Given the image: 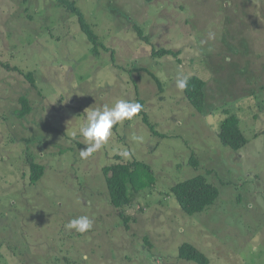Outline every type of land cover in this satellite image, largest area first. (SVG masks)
<instances>
[{"label": "rangeland", "instance_id": "374dc122", "mask_svg": "<svg viewBox=\"0 0 264 264\" xmlns=\"http://www.w3.org/2000/svg\"><path fill=\"white\" fill-rule=\"evenodd\" d=\"M75 1L119 68L110 51L93 53L77 17L55 0H0V61L33 72L37 86L0 67V264H195L179 259L184 243L210 264H264V0ZM154 48L180 51L181 62L153 59ZM141 68L160 79L162 91ZM178 74L206 82L202 112L176 88ZM135 86L156 130L180 138L155 137L136 116L81 159L85 145L71 133L86 111L136 102ZM20 96L33 108L25 119L13 114ZM232 115L248 139L237 152L218 139ZM12 134L41 139L29 145L46 167L35 185L21 177L31 150ZM115 156L149 164L157 178L152 191L121 210L127 226L102 174ZM204 174L220 186V199L188 216L170 188ZM80 216L92 220L89 231L66 228Z\"/></svg>", "mask_w": 264, "mask_h": 264}, {"label": "trees", "instance_id": "16d2710c", "mask_svg": "<svg viewBox=\"0 0 264 264\" xmlns=\"http://www.w3.org/2000/svg\"><path fill=\"white\" fill-rule=\"evenodd\" d=\"M26 3L29 0H23ZM59 7H63L69 13L75 15L77 17V21L82 33L86 36L87 40L93 47V53L95 55L99 54V48L101 47L105 52H111V63L115 68H119V66L115 62V56L113 50H110L108 47H105L103 43L99 41L98 36L93 31L91 25L86 21L83 12L76 6L75 0H55ZM146 4H150L155 0H143ZM134 29L137 32V35L141 37L144 41L148 42V36H146L141 29V27L134 25ZM180 51H173L171 49L159 48L153 49L151 52V56L155 60H160L164 57H171L176 59L177 62H181L179 59ZM0 67L4 68L6 71H14L18 72L20 75L24 76V78L29 82V84L37 89L35 77L33 72H23L18 67H12L8 63H4L0 61ZM138 71L147 72L148 75L152 78L158 88L162 91V83L160 79L145 68L137 69ZM130 72H133L131 70ZM135 85H137L135 83ZM205 86L206 82L198 76H191L188 78V86L186 89L182 90L185 99L189 102V104L198 112H202L204 108L205 102ZM136 88V102L140 103L143 107L141 112L137 115V117L142 118V122L147 126V129L151 132V134L157 138H180L179 135L172 136L169 134H160L155 126L149 121L148 114L145 111V102L140 97V92L138 90V86ZM18 102L20 104V109H15L13 114L16 115L20 119H25L28 117L33 108L29 99L26 96H20L18 98ZM119 128V125L113 128V133H116ZM13 135V134H12ZM16 136L13 135L11 140H15ZM37 138V137H36ZM20 139V140H19ZM39 139V137H38ZM33 138H16V142L20 141L25 143V147L31 150L29 154L23 155L24 164L26 165L27 173L22 168L23 172L21 173V177L24 180L27 176L28 185H35L39 181L42 180L45 174V166L39 163L37 160V156H35L32 148L29 147L30 144L38 141ZM218 139L224 147L231 149L232 151H239L244 148L248 144V139L243 132L239 119L232 115L226 118L222 124L220 133L218 134ZM10 140V141H11ZM38 143H41V139H39ZM19 141V142H18ZM15 143V142H14ZM77 145L80 148H83L84 145L82 143H78ZM22 150V149H21ZM20 150V151H21ZM31 153V154H30ZM40 158L41 155H38ZM117 160L115 163L111 165L104 166L102 168V174L104 176L105 185L108 192V199L110 205L120 210V218L121 221L128 225L130 218L125 216V214L121 211L125 208L131 206L135 201L136 197L143 191H152L156 185L157 178L153 168L143 162L136 159L123 162L120 156H115ZM189 165L193 168H197L199 166V160L194 156H191L189 159ZM208 173H215L216 171H207ZM208 178V174L197 175L195 177L186 179L182 182L176 183L174 186L170 188V193L177 201L180 209L188 216H193L196 214L206 213L211 207H213L218 199L221 196V188L220 186L213 183V181ZM216 178L220 181L221 184L226 185L219 176ZM244 186V185H243ZM237 187V186H236ZM146 243L149 247H152L147 240ZM178 257L180 260L186 262H193L195 264H210L209 258L197 247L192 244L184 243L179 247Z\"/></svg>", "mask_w": 264, "mask_h": 264}, {"label": "clouds", "instance_id": "9594fccd", "mask_svg": "<svg viewBox=\"0 0 264 264\" xmlns=\"http://www.w3.org/2000/svg\"><path fill=\"white\" fill-rule=\"evenodd\" d=\"M175 86L181 91L186 89L188 77L178 74ZM142 107L138 102L120 99L111 107L105 105L86 111L79 128L71 133L72 140L85 145V148L79 151L80 158L87 159L101 150L112 137L113 128L122 125L124 121H131L141 112ZM137 140L142 143L143 137H137ZM121 155L129 158L132 153L125 149ZM66 228L83 234L92 228V220L88 216H80L71 219ZM82 259L87 260V255H84Z\"/></svg>", "mask_w": 264, "mask_h": 264}]
</instances>
